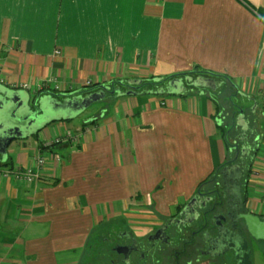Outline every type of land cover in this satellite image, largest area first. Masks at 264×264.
Segmentation results:
<instances>
[{
  "label": "crops",
  "instance_id": "1",
  "mask_svg": "<svg viewBox=\"0 0 264 264\" xmlns=\"http://www.w3.org/2000/svg\"><path fill=\"white\" fill-rule=\"evenodd\" d=\"M196 65L222 77L178 94H112L99 113L52 122L0 155V169L34 167L38 151L47 159L33 183L0 175V264H80L102 221L186 202L235 155L214 102L225 85L252 101L245 197L264 217V0H0V82L33 95L114 81L125 92L121 82ZM69 132L83 134L44 147Z\"/></svg>",
  "mask_w": 264,
  "mask_h": 264
},
{
  "label": "flooded vegetation",
  "instance_id": "2",
  "mask_svg": "<svg viewBox=\"0 0 264 264\" xmlns=\"http://www.w3.org/2000/svg\"><path fill=\"white\" fill-rule=\"evenodd\" d=\"M249 137L242 132L232 141L231 166L223 167L168 214L149 206L146 212L130 211L128 217L103 225L91 241L88 252L94 262L89 263L238 264L236 252L245 241L253 263L254 247L264 254V233L255 225L251 214L257 213L247 207L245 197L255 139Z\"/></svg>",
  "mask_w": 264,
  "mask_h": 264
},
{
  "label": "water",
  "instance_id": "3",
  "mask_svg": "<svg viewBox=\"0 0 264 264\" xmlns=\"http://www.w3.org/2000/svg\"><path fill=\"white\" fill-rule=\"evenodd\" d=\"M186 80L188 77H184ZM184 78H174L168 81V93H182L187 84ZM189 80V79H188ZM141 79H129L121 82L126 87H136ZM212 79L199 77L192 81L195 87L208 86ZM100 84L99 90L94 92L45 90L33 95L22 88H14L0 82V155L8 156V149L15 141H23L36 135L48 124L57 120H69L83 113L91 104L105 98L106 94H135L134 89L125 92L120 87ZM212 86V85H211ZM240 120H234L236 126L246 129L243 111L240 110ZM245 136V134H244ZM255 225L264 233V221L257 214H251ZM248 222V223H247ZM246 223L251 225L249 219ZM242 249V252H241ZM237 249L236 260L238 264H253L246 241Z\"/></svg>",
  "mask_w": 264,
  "mask_h": 264
},
{
  "label": "trees",
  "instance_id": "4",
  "mask_svg": "<svg viewBox=\"0 0 264 264\" xmlns=\"http://www.w3.org/2000/svg\"><path fill=\"white\" fill-rule=\"evenodd\" d=\"M181 78V77H191L192 78V80H195V79H197V78H199V77H204V78H209V79H213V78H217V77H222V74H219V73H216V72H213V71H210V70H206V69H204V68H201V66H199V65H196L194 68H193V70H191V71H186V72H183V73H177V74H172V75H169V76H165V77H156V76H149V77H144V78H141V81H140V84H137L136 85V87H131V89H134L135 90V92H146V93H152V94H159V91H161V89H162V86L165 84H167L168 83V81L169 80H172V79H174V78ZM231 82H232V80H230ZM188 82H190V81H188ZM114 84V86H117L118 85V82L117 81H114V82H112L110 85H113ZM188 85V87L189 88H195V86H193L192 85V81L190 82V84L189 83H187ZM99 83H95V84H91V83H89L88 85H86V86H84V88H82V89H80V90H82V91H84V92H94V91H97V90H99ZM113 86V87H114ZM123 86H125V85H123ZM14 88H17V87H14ZM130 88V87H129ZM22 89H24V88H22ZM78 90V89H77ZM163 90V89H162ZM45 90H43V89H41L40 91H39V93L40 92H44ZM52 91H54V92H57L56 90H52ZM71 91H73V90H67V92H71ZM74 91H76V90H74ZM109 94H110V92H108ZM161 93V92H160ZM218 94V96H220V93H217ZM214 102H215V104H216V110H217V112H218V114L219 115H221V116H227L226 118H232L233 116L235 117V115L237 114V113H239V111L238 110H236L234 107H233V116H231V114H228L229 113V110H226L225 108H223V106L221 105V103H220V100H217V99H215L214 100ZM225 113V114H224ZM228 115H229V117H228ZM233 117V118H234ZM228 119H226L225 120V122H223V123H221V124H219L218 125V128H219V130H220V132H221V134L223 135V137L225 138V142H226V145H227V147H231L232 145V141H231V139H230V137H231V133H233V129H235L236 127V124H234L235 122H234V119H233V121L231 122V123H228ZM221 120H223V119H221ZM232 120V119H231ZM238 136L239 135H236V137H235V139H237L238 138ZM234 139V140H235ZM45 147V146H44ZM43 147V148H44ZM227 163H230V159H228V161L227 162H225L224 164H221V165H219L218 167H216L212 172H211V174L208 176V177H206L204 180H202L199 184H198V189L202 186V185H204V184H206L208 181H210L211 179H213L219 172H220V170L223 168V167H225V165L227 164ZM7 165V164H6ZM250 175H251V170H248V172H247V175H246V178H247V180H246V188H247V183H248V181H249V177H250ZM104 225V222L102 221L99 225H98V227H96L95 228V230H94V232L92 233V236L90 237V239L88 240V242H87V244H86V252H85V255L83 256V257H86V259H87V262L85 263V264H91V263H89V261H92V262H94V259L92 258V255L91 254H89V250H90V248H92L93 247V245H92V243H91V241H92V239L93 238H95V237H97L98 235H99V232L101 231V228H102V226ZM82 260H83V258H82ZM81 260V263L80 264H82V261Z\"/></svg>",
  "mask_w": 264,
  "mask_h": 264
},
{
  "label": "rangeland",
  "instance_id": "5",
  "mask_svg": "<svg viewBox=\"0 0 264 264\" xmlns=\"http://www.w3.org/2000/svg\"><path fill=\"white\" fill-rule=\"evenodd\" d=\"M227 87V88H226ZM169 88L168 86H166L165 84L162 86V89H166ZM198 88V87H195ZM161 89V90H162ZM227 89H229V91L227 92ZM230 89L232 91H230ZM165 93V92H164ZM165 97L167 96L166 93L164 94ZM112 94L107 93L105 98L99 101L94 102L93 104H91L83 113H81L79 116L69 119L71 123L73 124H78L81 121H83L88 115H92L94 113H99L107 104L109 98H112ZM169 96H167L168 98ZM220 103L221 105L225 102L226 104L228 103V110L229 113L231 114V116H233V107L237 106V110L240 112V110H242L243 112V117L245 118L246 123H248L246 125V129L244 130L243 128H241V126L239 127L240 132H245V133H251L252 132V127H251V123L249 122L251 117H252V111H251V106H252V101L249 100V97L245 94H235L233 87L228 88V85H225V90L221 93L220 95ZM227 106V105H226ZM229 117V115H228ZM240 116L237 117V121L240 120ZM231 117L228 119V122L231 123ZM238 128V127H237ZM249 136H251L249 134ZM17 142H14L11 146H16ZM19 147H14V149H18ZM13 150V148H11ZM11 149H8V153L13 152ZM11 150V151H10ZM14 156V154H12V157ZM149 206L148 205H140V206H133L132 210L133 213H135L136 211H141V212H146V210L148 211ZM136 214V213H135ZM82 264H85L87 262L86 257H83L82 260ZM253 263L254 264H264V254L260 251H258V248L254 247V251H253Z\"/></svg>",
  "mask_w": 264,
  "mask_h": 264
},
{
  "label": "built area",
  "instance_id": "6",
  "mask_svg": "<svg viewBox=\"0 0 264 264\" xmlns=\"http://www.w3.org/2000/svg\"><path fill=\"white\" fill-rule=\"evenodd\" d=\"M89 83L90 82H88V84ZM12 87L27 89L28 84L23 83V84L15 85ZM82 134L83 133L76 135V134H72V132H69L64 137H57L53 140L47 141V143H45V148H50L53 144H59L61 142L67 141V140L73 141V142H78L79 138L81 137ZM50 154L52 155V157L54 156L58 160L60 159L59 156L56 153H54L53 151H50ZM46 163H47V159H46L45 155H43L40 151H38L36 156H35L34 167H32V166H21V165H10V166H6V167H3L2 169H0V175L5 176V177L13 175V177L19 183L30 184V183H33L40 178L42 171H43L44 167L46 166Z\"/></svg>",
  "mask_w": 264,
  "mask_h": 264
}]
</instances>
